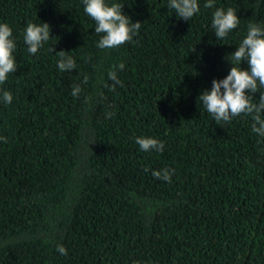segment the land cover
<instances>
[{
    "label": "trees",
    "instance_id": "16d2710c",
    "mask_svg": "<svg viewBox=\"0 0 264 264\" xmlns=\"http://www.w3.org/2000/svg\"><path fill=\"white\" fill-rule=\"evenodd\" d=\"M121 3L140 28L99 49L82 0H0L17 41L0 85L13 95L0 103V264H264V138L254 114L215 121L197 98L264 22V0H216L240 18L223 40L203 0L190 21L167 0ZM39 20L51 38L32 55L22 32ZM59 51L75 69L57 68Z\"/></svg>",
    "mask_w": 264,
    "mask_h": 264
},
{
    "label": "clouds",
    "instance_id": "9594fccd",
    "mask_svg": "<svg viewBox=\"0 0 264 264\" xmlns=\"http://www.w3.org/2000/svg\"><path fill=\"white\" fill-rule=\"evenodd\" d=\"M82 4L83 12L94 21V32L99 34L96 41L99 49H112L130 41L140 28L139 21L133 22L122 11L124 3L121 0H82ZM167 7L177 18L190 21L200 12L201 0H167ZM203 7L213 9L210 23L216 39H225L240 23L234 8L218 7L216 0H203ZM50 31L47 22L29 21L22 32L27 52L36 54L50 40ZM16 48L12 27L0 21V85L17 69ZM225 58L230 64L227 74L220 79L213 78L211 87L202 90L197 98L215 121L229 122L241 114H254L251 131L264 138V22L248 23L246 33ZM56 66L60 71H72L76 68V61L65 51H59ZM119 68L122 69L123 64ZM108 76L120 83L115 71H110ZM79 91V85L73 86V95ZM12 100V93L0 87V103L8 104ZM135 143L144 151L161 147V142L152 137H136ZM162 178L168 179L167 173ZM57 251L66 252L63 246H58Z\"/></svg>",
    "mask_w": 264,
    "mask_h": 264
}]
</instances>
